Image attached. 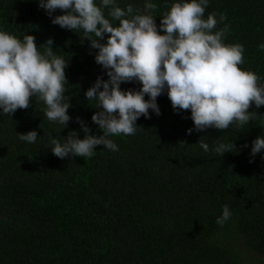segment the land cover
Listing matches in <instances>:
<instances>
[{
	"label": "trees",
	"instance_id": "1",
	"mask_svg": "<svg viewBox=\"0 0 264 264\" xmlns=\"http://www.w3.org/2000/svg\"><path fill=\"white\" fill-rule=\"evenodd\" d=\"M153 2L159 25L174 0ZM119 3L139 10L144 0ZM213 12L218 20L226 15L216 29L229 26L224 42L244 46L240 67L264 85V0H210L205 18ZM0 29L20 38L32 34L38 44L53 38L54 51L69 60L73 117L66 128L49 121L38 98L0 116V264H244L242 248L264 264V153L250 156L252 141L264 134V106L252 104L254 120L245 129L188 135L190 110H174L165 92L157 98L160 115L141 116L135 135L113 137L118 151L99 145L91 157L61 159L49 136L63 141L75 129L83 138L76 117L102 134L91 121L97 109L85 97L98 76L108 78L95 61L97 50L53 24L39 0H0ZM32 129L35 143L19 139ZM199 140L234 142L237 150L218 156ZM224 205L232 216L221 226L216 221Z\"/></svg>",
	"mask_w": 264,
	"mask_h": 264
},
{
	"label": "clouds",
	"instance_id": "2",
	"mask_svg": "<svg viewBox=\"0 0 264 264\" xmlns=\"http://www.w3.org/2000/svg\"><path fill=\"white\" fill-rule=\"evenodd\" d=\"M209 3L174 0L157 25L153 0H144L139 10L132 4L121 7L119 0H39L53 24L90 40V47L97 50L95 61L108 77L98 76L85 92L90 106L97 109L91 121L102 134H93L90 125L76 117L83 138L75 129L63 141L50 135L52 153L61 159L91 157L99 145L118 151L113 137L135 135L141 116L160 115L157 98L165 92L174 110H190L194 125L187 129L188 135L209 128H247L254 120L248 109L252 104L264 106V85L258 83L261 77L255 72L240 67L244 46L224 42L229 26L216 30L226 15L219 14L218 20L213 12L205 18ZM58 9L62 14L53 15ZM53 43L51 37L38 44L32 34L20 38L0 29V116L27 109L31 98H38L49 121L68 127L73 119L68 111L71 99L66 95L69 60L54 51ZM259 48L264 51V43ZM133 81L141 86L121 88L123 82ZM38 137L35 129L19 133V139L28 143ZM198 144L218 156L237 150L234 142L224 140L211 146L205 140ZM262 153L264 134L250 146L251 157ZM231 216L230 207L224 205L216 222L223 226Z\"/></svg>",
	"mask_w": 264,
	"mask_h": 264
},
{
	"label": "rangeland",
	"instance_id": "3",
	"mask_svg": "<svg viewBox=\"0 0 264 264\" xmlns=\"http://www.w3.org/2000/svg\"><path fill=\"white\" fill-rule=\"evenodd\" d=\"M241 253L244 258V264H262L260 256L258 254L250 252L243 248L241 250Z\"/></svg>",
	"mask_w": 264,
	"mask_h": 264
}]
</instances>
